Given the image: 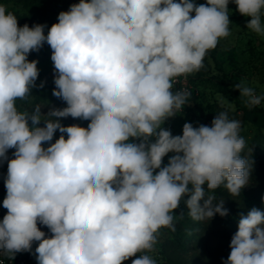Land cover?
I'll list each match as a JSON object with an SVG mask.
<instances>
[{
	"label": "clouds",
	"instance_id": "1",
	"mask_svg": "<svg viewBox=\"0 0 264 264\" xmlns=\"http://www.w3.org/2000/svg\"><path fill=\"white\" fill-rule=\"evenodd\" d=\"M231 2L264 38V0ZM229 3L79 0L46 35L47 25L19 26L0 4V164L7 162L0 255L14 258L38 242L37 264H157L147 253L156 252L161 228L176 230L182 200L194 221L228 215L212 193L223 186L238 196L249 182L240 121L221 111L211 126L184 123L182 135L163 125L190 95L172 91L176 79L200 71L230 35ZM45 43L52 96L66 106L29 111L17 102L30 103L33 89L45 86L36 84L38 61L28 59ZM235 89L249 107L264 99L243 84ZM68 117L90 122L65 126ZM229 247L224 264H264V212L242 214Z\"/></svg>",
	"mask_w": 264,
	"mask_h": 264
},
{
	"label": "rangeland",
	"instance_id": "2",
	"mask_svg": "<svg viewBox=\"0 0 264 264\" xmlns=\"http://www.w3.org/2000/svg\"><path fill=\"white\" fill-rule=\"evenodd\" d=\"M74 3H79V0H0V4L5 5L17 17L19 26L25 23L29 27L33 24L47 25L45 35L51 25L58 22V14L67 11ZM195 3L203 4L206 0H195ZM228 8L230 35L221 38L217 47L207 53L205 66L200 71L177 78L178 83H174L172 91L187 90L190 95L184 108L175 117L169 118L163 127L170 129L173 135H182L184 123L190 122L194 127L200 124L211 126L219 112L227 111L230 119L241 123L240 136L245 140V149L241 155L251 164L249 182L238 196H232L223 186L212 193L216 197L214 203L224 201L223 207L228 210L225 217L216 214L210 220L194 221L188 215V209L182 200L173 213L176 230L173 232L168 228H161L155 246L156 252L147 253L156 259L157 264H211L212 260L228 257L232 237L229 224L234 218L239 221L242 214L246 215L251 210L246 207L245 200L256 199L258 204L255 208L264 212V99L260 105L249 107L247 97H241L239 90L235 89L236 84H243L252 88L256 95L264 96V38L246 27L251 17L239 14L231 0ZM50 57L51 49L46 43L39 52L29 54V61H38L40 71L36 84L39 85L41 81L46 83L43 88L33 89L30 103L17 102L22 108L31 111L34 104L43 105L48 102L56 107L66 106L63 101L52 96L55 85L54 66ZM43 111L46 112L47 107ZM61 122L65 126L78 124L87 127L90 121L68 117ZM38 126H43V122ZM59 136L57 130L52 142ZM43 146L46 148L49 144L44 143ZM13 152L14 149L8 151L9 158H13ZM171 155L173 153L164 158V164H167ZM6 175L5 161L0 164V221L7 213V209L3 208ZM181 212L184 213L182 218L179 215ZM40 227L50 235L46 227ZM37 246L38 242H33L31 252L15 254L24 255L29 264H37ZM124 264H131V259Z\"/></svg>",
	"mask_w": 264,
	"mask_h": 264
},
{
	"label": "trees",
	"instance_id": "3",
	"mask_svg": "<svg viewBox=\"0 0 264 264\" xmlns=\"http://www.w3.org/2000/svg\"><path fill=\"white\" fill-rule=\"evenodd\" d=\"M245 203H246V207L250 208V209H252L253 207H255L258 204L256 199H246ZM238 222L239 221H235V218H234L232 223L229 224V229H230V232H231L232 236L238 231ZM227 258L228 257H225L223 259L212 260L211 264H224V261H226Z\"/></svg>",
	"mask_w": 264,
	"mask_h": 264
},
{
	"label": "built area",
	"instance_id": "4",
	"mask_svg": "<svg viewBox=\"0 0 264 264\" xmlns=\"http://www.w3.org/2000/svg\"><path fill=\"white\" fill-rule=\"evenodd\" d=\"M174 83L177 84L178 79ZM0 264H29V261L24 255H14V258L0 255Z\"/></svg>",
	"mask_w": 264,
	"mask_h": 264
}]
</instances>
